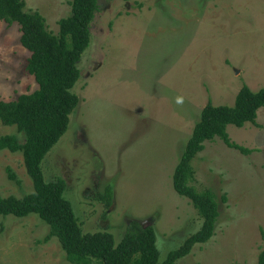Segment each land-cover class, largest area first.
Here are the masks:
<instances>
[{
	"label": "rangeland",
	"instance_id": "rangeland-1",
	"mask_svg": "<svg viewBox=\"0 0 264 264\" xmlns=\"http://www.w3.org/2000/svg\"><path fill=\"white\" fill-rule=\"evenodd\" d=\"M23 1L54 33L70 12L69 0ZM90 33L71 89L79 101L42 171L64 179L84 232L107 230L118 242L129 221L153 225L163 259L201 224L172 172L202 107L232 105L243 84L264 87V0H98ZM19 36L0 20L2 100L37 88ZM226 130L249 151L216 136L192 160V183L213 192L219 213L211 237L176 264H252L264 244V106L254 123ZM12 132L0 122V135ZM31 190L22 153L0 149V194ZM48 232L36 214H0V264H73Z\"/></svg>",
	"mask_w": 264,
	"mask_h": 264
},
{
	"label": "trees",
	"instance_id": "trees-1",
	"mask_svg": "<svg viewBox=\"0 0 264 264\" xmlns=\"http://www.w3.org/2000/svg\"><path fill=\"white\" fill-rule=\"evenodd\" d=\"M69 5V14L58 20L54 33L48 29L43 15L26 9L23 0H0V20L18 25L19 41L30 53L25 69L37 83L31 92L18 94L11 100L0 99V122L15 126V132L0 135V149L22 153L32 184V190L21 196L0 194V214L16 217L36 214L49 227L45 239L55 236L66 259L73 264H176L195 243L211 237L219 213L213 192L198 189L192 183V160L204 142L216 136L243 153L249 151L231 141L226 128L229 124L242 126L255 122L258 109L264 106V87L252 90L243 84L232 105H214L209 100L202 107L172 172L173 189L189 199L201 224L178 247L160 259L153 225H143L137 220L126 223L118 242L107 230L84 232L72 203L64 196V179H45L41 166L45 155L66 132L69 115L79 101L71 89L80 75L77 62L89 44L90 23L98 0H69ZM6 173L10 180L20 184L10 167H6ZM102 198L109 204L111 187L105 189ZM252 264H264V244Z\"/></svg>",
	"mask_w": 264,
	"mask_h": 264
}]
</instances>
